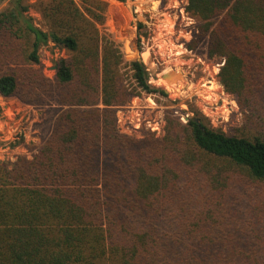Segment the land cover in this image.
<instances>
[{"label":"trees","instance_id":"trees-1","mask_svg":"<svg viewBox=\"0 0 264 264\" xmlns=\"http://www.w3.org/2000/svg\"><path fill=\"white\" fill-rule=\"evenodd\" d=\"M4 1L0 67H16L0 72V97L61 110L31 159L0 164V264H264V0L185 7L196 22L186 48L207 40V57L222 60L218 82L253 140L172 110L160 139L121 134L119 108L165 94L137 61L127 85L97 27L104 3L38 2L41 30L26 0ZM49 43L68 53L52 80L31 67Z\"/></svg>","mask_w":264,"mask_h":264},{"label":"rangeland","instance_id":"rangeland-1","mask_svg":"<svg viewBox=\"0 0 264 264\" xmlns=\"http://www.w3.org/2000/svg\"><path fill=\"white\" fill-rule=\"evenodd\" d=\"M42 1L49 0H26L28 11L25 15L35 27L46 30L37 9V3ZM98 1L104 3L100 13L104 21L97 27L101 35L118 50L122 61L119 72L127 85H134L131 64L137 61L145 69L148 84L165 94V97L141 94L119 108L116 116L121 134L143 139L152 133L142 127V121L162 119L161 133L153 134L154 138L160 139L164 135V116L172 110L173 116L179 120L180 117H192L198 113L214 130L227 136L254 139L253 131L246 127L244 113L237 105V112L229 115L227 123H222L219 118L214 125L211 123L210 116L225 118L226 105L231 107L235 99L229 94L227 98L221 94L222 87L217 74L222 60L207 57V40L193 51L186 48L196 26V22L185 12L187 0ZM7 3L4 1L0 4V11L7 7ZM67 55L65 50L49 43L39 51L40 64L31 67L52 80L57 61L67 58ZM15 67L11 63H4L0 72ZM168 72H179L183 76L181 82L172 89L168 86L178 81L168 83L164 78L157 81L158 76ZM214 102L218 103L217 107H210ZM60 110L61 107L54 103L37 106L22 103L16 98L0 97V164L12 167L18 158L31 159L49 138ZM258 187L264 190L263 186Z\"/></svg>","mask_w":264,"mask_h":264},{"label":"built area","instance_id":"built-area-1","mask_svg":"<svg viewBox=\"0 0 264 264\" xmlns=\"http://www.w3.org/2000/svg\"><path fill=\"white\" fill-rule=\"evenodd\" d=\"M221 94L223 96L225 95L226 98L229 97V95L224 93V91L222 89H221ZM212 105H216V107H217L218 103L214 102V103L210 104V107H212ZM227 106H229V105H226V107H225V112H226L225 118H224V116H219V117H211L210 116L211 123L213 125H214V123L218 122L217 121L218 118L221 120L222 123L223 122L227 123V118L229 117V115L231 113L237 112V110H236L237 107H236V104L234 101L231 102V107H227ZM204 114H206V113H204ZM207 116H209V115L207 114ZM188 118H189L188 115H186L185 117H180V121L185 124L187 122ZM142 123H143L142 127L149 130L152 134L158 135L162 131V126H163L162 119H147V120H143ZM134 128H136V127H134Z\"/></svg>","mask_w":264,"mask_h":264},{"label":"bare ground","instance_id":"bare-ground-1","mask_svg":"<svg viewBox=\"0 0 264 264\" xmlns=\"http://www.w3.org/2000/svg\"><path fill=\"white\" fill-rule=\"evenodd\" d=\"M167 74L169 75V79L165 80V82L175 83L176 81H178L175 85H170L169 84L170 86H168V88H170V89H172L175 86H177L181 82V80L183 79V76L179 72H168ZM160 78H161V76H158V80L157 81H159ZM160 82H161V80H160Z\"/></svg>","mask_w":264,"mask_h":264},{"label":"water","instance_id":"water-1","mask_svg":"<svg viewBox=\"0 0 264 264\" xmlns=\"http://www.w3.org/2000/svg\"><path fill=\"white\" fill-rule=\"evenodd\" d=\"M161 78H164V79L168 80L169 79V75L168 74H164V75L161 76Z\"/></svg>","mask_w":264,"mask_h":264}]
</instances>
